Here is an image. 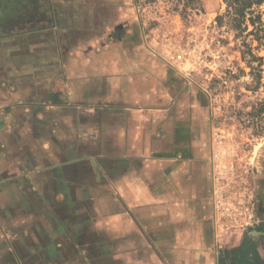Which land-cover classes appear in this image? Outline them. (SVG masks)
<instances>
[{"label":"crops","instance_id":"1","mask_svg":"<svg viewBox=\"0 0 264 264\" xmlns=\"http://www.w3.org/2000/svg\"><path fill=\"white\" fill-rule=\"evenodd\" d=\"M139 0H0V264H218L207 97Z\"/></svg>","mask_w":264,"mask_h":264},{"label":"rangeland","instance_id":"2","mask_svg":"<svg viewBox=\"0 0 264 264\" xmlns=\"http://www.w3.org/2000/svg\"><path fill=\"white\" fill-rule=\"evenodd\" d=\"M139 5L152 53L181 74L185 87L207 97L218 254L250 236L264 257V72L246 44L256 56H264V46L233 26L225 0H139Z\"/></svg>","mask_w":264,"mask_h":264},{"label":"trees","instance_id":"3","mask_svg":"<svg viewBox=\"0 0 264 264\" xmlns=\"http://www.w3.org/2000/svg\"><path fill=\"white\" fill-rule=\"evenodd\" d=\"M196 0H186L187 4ZM228 6L232 24L236 29L254 35L259 44L264 46V0H225ZM252 29L250 30V27ZM250 50L254 62H258V69L264 72V56H256ZM251 63V62H250ZM253 70L257 69L250 66ZM264 108V104H261ZM264 228V224L261 226ZM264 238V236H263ZM218 264H264V257L259 252V242L250 236H245L241 244L226 248L218 254Z\"/></svg>","mask_w":264,"mask_h":264}]
</instances>
